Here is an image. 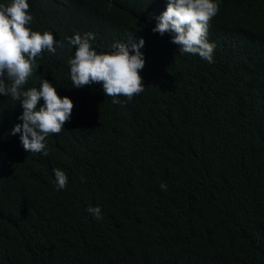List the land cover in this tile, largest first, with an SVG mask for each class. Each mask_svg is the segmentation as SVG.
<instances>
[{
  "label": "trees",
  "instance_id": "1",
  "mask_svg": "<svg viewBox=\"0 0 264 264\" xmlns=\"http://www.w3.org/2000/svg\"><path fill=\"white\" fill-rule=\"evenodd\" d=\"M29 3L60 45L25 90L45 78L74 107L44 156L10 134L23 110L0 96V264H264V0H219L212 64L153 33L166 0ZM85 32L98 53L145 40L143 92L72 88L67 38Z\"/></svg>",
  "mask_w": 264,
  "mask_h": 264
},
{
  "label": "clouds",
  "instance_id": "2",
  "mask_svg": "<svg viewBox=\"0 0 264 264\" xmlns=\"http://www.w3.org/2000/svg\"><path fill=\"white\" fill-rule=\"evenodd\" d=\"M29 0L0 2V96L18 100L22 114L10 131L19 134L20 143L26 152L48 155L47 138L58 134L70 120L73 101L61 98L56 87L43 78L39 87L25 90L28 79L36 67L37 58L43 53L55 54L60 41L54 39L50 29L33 30V15ZM219 11V0H166V8L155 17L153 33H166L171 43L178 46L181 54L198 55L209 64L214 63L216 44L209 41L210 21ZM96 35L93 32L76 33L67 38L75 48L69 59L72 88L100 84L106 97L113 104L121 103L120 97L129 101L143 92L145 84L141 71L146 64L142 51L145 40L132 38L114 42L106 52L93 47ZM41 101H43L41 103ZM57 190H64L68 176L64 170L53 169ZM84 182V177H81ZM87 212L97 220L103 219L101 206H89Z\"/></svg>",
  "mask_w": 264,
  "mask_h": 264
}]
</instances>
